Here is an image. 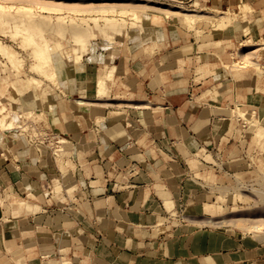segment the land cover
I'll return each instance as SVG.
<instances>
[{
    "label": "crops",
    "instance_id": "1",
    "mask_svg": "<svg viewBox=\"0 0 264 264\" xmlns=\"http://www.w3.org/2000/svg\"><path fill=\"white\" fill-rule=\"evenodd\" d=\"M243 1L255 10L227 36L260 42L264 0H213V8ZM158 45L118 62L116 85L106 78L110 98L86 82L66 90L64 104L47 105V133L62 151L51 152L44 137L34 144L7 136L0 264L264 261V236L225 224L223 212L238 200L237 176L248 178L250 161L264 155L255 150L264 145L256 139L264 86L245 67L231 69L229 56L199 53L194 41L166 33Z\"/></svg>",
    "mask_w": 264,
    "mask_h": 264
},
{
    "label": "rangeland",
    "instance_id": "2",
    "mask_svg": "<svg viewBox=\"0 0 264 264\" xmlns=\"http://www.w3.org/2000/svg\"><path fill=\"white\" fill-rule=\"evenodd\" d=\"M0 4L5 6L7 13L13 14L18 7H25L37 14L51 16L54 22L57 17H64L68 22L72 19L80 22L83 18L93 27L89 37V50L77 62L74 57L80 43L77 47L76 40L69 36V32L45 35L49 44L59 42L62 46L61 50L51 55L52 66L46 70L50 77L48 79L30 72L34 63L30 54L32 50L21 45L22 36L36 35L34 28L29 27L24 18H20L18 24L21 25L22 32L19 36H14L15 22L11 16L4 24H0V42L10 46L11 51L16 54L17 63L22 67L16 73L15 67L0 54V108L4 111L1 116L6 117V122L12 121L9 126L0 127L2 158L6 156L5 150L10 138L20 139L25 136H30L33 141L30 143L34 144L38 143L35 140H42L39 137L43 136L51 152L58 148L62 151V143H56L52 138L55 134L47 133V105L57 98L62 99L61 103L64 104L68 98L65 91L71 87L85 86L87 82L88 86L96 88L97 77L103 70L106 72L109 66L108 72L111 73L107 72L110 75L106 78H109L111 87L115 86L112 75L118 70V62L121 59L130 62L141 50L147 55L151 51H157L160 48L159 41L165 40L166 33L169 36L173 34L175 39L181 36L186 44L189 41H194L196 45L201 44L197 47L199 53L213 52L217 57L229 56L231 69L245 67L243 69L251 72L255 82L264 86V40L257 43H252L251 40L242 42L239 35L227 36V28L231 24L245 20L248 13L254 12L256 5L248 1H243L239 8H230L226 12L215 10L213 0H0ZM105 18L119 23L120 29L115 31L116 34L105 36L111 33L104 25ZM94 23H99L109 32L103 30L106 34L101 33ZM22 26H25L24 29ZM51 68L56 77L53 76ZM30 76L42 80V84H38L39 87L28 85L27 79ZM59 90L63 95L59 94ZM98 95V98H110L106 91ZM73 97L85 100L77 98L78 96ZM118 101L116 99L112 102L117 104ZM8 135L10 138H7ZM256 139L264 140V134L258 132ZM255 150L263 153L264 145L261 148L255 147ZM248 168V178H236L235 192L238 200L225 203L224 223L247 235L264 236V155L263 158L256 157L250 161ZM6 207V193L0 189V215ZM55 260L53 257L46 258L41 264H59ZM32 264L40 263L32 261ZM62 264H69V261L65 259ZM254 264H264V261Z\"/></svg>",
    "mask_w": 264,
    "mask_h": 264
},
{
    "label": "bare ground",
    "instance_id": "3",
    "mask_svg": "<svg viewBox=\"0 0 264 264\" xmlns=\"http://www.w3.org/2000/svg\"><path fill=\"white\" fill-rule=\"evenodd\" d=\"M45 9H48V8H45ZM10 16L13 18V20L15 22L14 31H13L14 36H19V34H21V32H22L20 30V29H22V28H20L21 25L18 24L19 23L18 20L20 18H24L28 22L27 23L28 26L30 25L29 27H32V29L34 28V30L36 31L35 36L31 35V34L25 35V37L22 36L21 37V43H22L21 45L24 46V48L27 46L28 48H30L32 50L30 54L32 55V57L34 59V63L30 67V72L34 75H37L38 77L40 76V77H45V78L47 77L48 79L50 78L49 74L46 73V70L48 67L50 68V66H52L51 65V62H52L51 61V55L54 52L61 50V48H62L61 43H59V42L49 44L48 39L45 36L46 34L54 35L55 32L57 34H64L66 31H67V33L69 32L68 33L69 36L72 37L74 39V41L76 40L77 47H78V43H80V46L77 49L78 52L76 53V56L74 57L76 59V62L78 60H80L82 54L87 53L89 50V46H90L89 37L91 35V32H92L91 30L93 27H90L86 23V19L82 18V20L80 22L74 21L73 19L72 20L70 19L71 21L69 20L70 22H68L64 19V17H57L56 21L54 22V21H52L51 16L37 14L34 11H32L31 9L25 8V7H18L13 14L7 13L5 6L0 4V24H4V22ZM104 22H105L104 25L106 26V28L111 31V33H109L108 35L103 32V30L104 31H106V30H105V28L102 27V25H100L99 23L98 24L94 23V25H95V27H97V29H99V31L101 33L103 32V34H106L105 36H111L112 34H116L115 31H117V30L119 31L120 25L116 20L105 18ZM24 27H23V29H24ZM25 30H26V28H25ZM73 53H74V50H73ZM0 54L5 59H7L8 62H10V65L12 67H15L14 69L17 70L16 71V73H17L19 71L20 64H19V62L17 63L16 54L11 51L10 46L8 44H4V43L0 42ZM21 68H20V70H21ZM51 72L53 73V76L56 77V73H55V71H53L52 68H51ZM41 82H42V80H39L38 78L33 77V76H30L27 79V83L30 86L31 85H38ZM95 85H96V91L98 94L104 93L106 91V77L99 78L96 81ZM39 86L40 85H38V87ZM98 94H97V96H99ZM42 98H43V96H42ZM3 112H4L3 108H0V127H2V128L5 126H9L10 123L12 122V121H10V122L5 121L6 117L1 116V114ZM56 151L58 152V151H60V149L58 148V149H56ZM205 233H207V232H205Z\"/></svg>",
    "mask_w": 264,
    "mask_h": 264
},
{
    "label": "built area",
    "instance_id": "4",
    "mask_svg": "<svg viewBox=\"0 0 264 264\" xmlns=\"http://www.w3.org/2000/svg\"><path fill=\"white\" fill-rule=\"evenodd\" d=\"M42 137L43 136H41V137H39L40 139H42ZM52 138L55 140V137L54 136H52ZM28 140H29V142L31 141V142H33L32 140H31V137L29 136V138H28ZM35 140V139H34ZM41 140H35L34 142H40ZM55 142H57V140H55Z\"/></svg>",
    "mask_w": 264,
    "mask_h": 264
}]
</instances>
